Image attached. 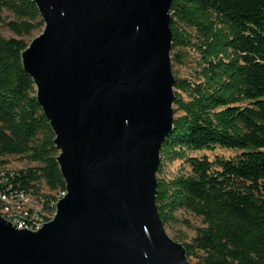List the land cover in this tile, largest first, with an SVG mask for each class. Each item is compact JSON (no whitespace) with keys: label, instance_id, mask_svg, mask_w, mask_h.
<instances>
[{"label":"water","instance_id":"95a60500","mask_svg":"<svg viewBox=\"0 0 264 264\" xmlns=\"http://www.w3.org/2000/svg\"><path fill=\"white\" fill-rule=\"evenodd\" d=\"M21 51L66 193L38 230L0 215V264H191L157 204L174 124L172 0H31Z\"/></svg>","mask_w":264,"mask_h":264},{"label":"trees","instance_id":"16d2710c","mask_svg":"<svg viewBox=\"0 0 264 264\" xmlns=\"http://www.w3.org/2000/svg\"><path fill=\"white\" fill-rule=\"evenodd\" d=\"M15 36L0 35V167L29 162L12 183L45 200L65 189L49 121L24 71L23 36L44 22L31 0H0ZM171 59L200 58L194 78L174 77V124L160 148L156 204L164 225L185 210L199 216L187 257L197 264H264V0H172ZM229 149V157L193 152ZM182 159L188 172L160 176Z\"/></svg>","mask_w":264,"mask_h":264},{"label":"rangeland","instance_id":"374dc122","mask_svg":"<svg viewBox=\"0 0 264 264\" xmlns=\"http://www.w3.org/2000/svg\"><path fill=\"white\" fill-rule=\"evenodd\" d=\"M12 18V15L7 11L0 12V35L3 37H12L15 36L14 33L9 30L4 22ZM39 30L33 31L28 36H23L24 40L29 43L36 35L39 34ZM173 50H171L170 55L172 56ZM180 53L182 55V63H175L171 59L172 72L174 77H187L194 78L197 75L198 70L200 69V58L199 54L191 47H182L180 48ZM174 108V106H173ZM238 151L229 150V149H216L215 151H204V152H193L192 154L196 155H207L210 159L214 155L219 154L225 157L233 156L237 154ZM7 168L10 170H18L25 168L29 165V162L20 159L16 156H10L7 158ZM189 167L182 159H177L172 162H164L162 172L160 173L161 177L171 178L177 175L180 172H188ZM158 174H156L157 176ZM203 222L199 216L194 215L193 213L185 210H178L175 213V221L164 225L167 234L175 241L180 243H188L191 241L195 235V230L197 227L203 226ZM188 260L191 264H197V261L193 257H188Z\"/></svg>","mask_w":264,"mask_h":264},{"label":"built area","instance_id":"2783aa9c","mask_svg":"<svg viewBox=\"0 0 264 264\" xmlns=\"http://www.w3.org/2000/svg\"><path fill=\"white\" fill-rule=\"evenodd\" d=\"M13 176L14 170L0 167V215L17 229L38 230L52 218L55 205L66 190L45 200L39 195L15 188L11 181Z\"/></svg>","mask_w":264,"mask_h":264}]
</instances>
